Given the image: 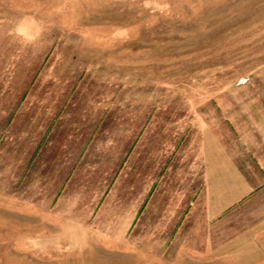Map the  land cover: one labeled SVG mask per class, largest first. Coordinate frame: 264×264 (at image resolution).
I'll return each mask as SVG.
<instances>
[{
  "label": "rangeland",
  "instance_id": "374dc122",
  "mask_svg": "<svg viewBox=\"0 0 264 264\" xmlns=\"http://www.w3.org/2000/svg\"><path fill=\"white\" fill-rule=\"evenodd\" d=\"M77 91L180 152L154 196L25 172ZM200 140L251 186L212 217ZM0 264H264V0H0Z\"/></svg>",
  "mask_w": 264,
  "mask_h": 264
},
{
  "label": "crops",
  "instance_id": "0c3cea01",
  "mask_svg": "<svg viewBox=\"0 0 264 264\" xmlns=\"http://www.w3.org/2000/svg\"><path fill=\"white\" fill-rule=\"evenodd\" d=\"M78 95L79 91L74 93L73 102L69 101V106L58 110L53 120L38 131L35 138L38 141L29 153L25 172H31L37 165L41 178L48 175L54 180L51 191L48 188L42 190L45 196L56 195L58 198L69 192L73 184L75 188L83 189L82 194L88 197L100 193L110 196L113 190H116V196L121 193L133 195L132 191L127 194L125 191L134 188H137L136 195H143V190L149 188L154 196L159 173L171 175L180 152L173 148L169 152L164 148L161 151L152 136L144 138V124H137L136 120L133 129L123 126L118 136L114 128L118 131L127 123L126 119L115 125L110 110L95 106L101 101L96 98L80 101V96L76 98ZM199 147L195 165L201 173L202 189L206 193V212L212 217L224 209V195L232 197L233 190L247 193L251 186L231 161H224L221 143L217 146L200 140ZM164 156L166 160L161 159ZM186 165H190L189 162ZM168 167L172 168L169 173ZM224 185L229 186L225 194L221 192ZM225 197L229 201L230 197Z\"/></svg>",
  "mask_w": 264,
  "mask_h": 264
}]
</instances>
